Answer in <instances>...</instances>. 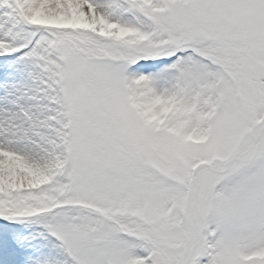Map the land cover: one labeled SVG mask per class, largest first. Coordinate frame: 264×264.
Returning a JSON list of instances; mask_svg holds the SVG:
<instances>
[{"label": "snow or ice", "instance_id": "6c2138e0", "mask_svg": "<svg viewBox=\"0 0 264 264\" xmlns=\"http://www.w3.org/2000/svg\"><path fill=\"white\" fill-rule=\"evenodd\" d=\"M0 264H264V0H0Z\"/></svg>", "mask_w": 264, "mask_h": 264}]
</instances>
